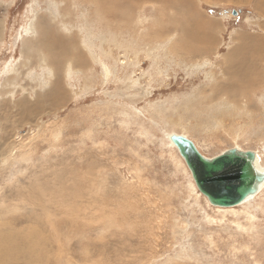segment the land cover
<instances>
[{
  "label": "rangeland",
  "instance_id": "374dc122",
  "mask_svg": "<svg viewBox=\"0 0 264 264\" xmlns=\"http://www.w3.org/2000/svg\"><path fill=\"white\" fill-rule=\"evenodd\" d=\"M104 3L0 0L2 264H264V184L212 206L167 138L264 166V0Z\"/></svg>",
  "mask_w": 264,
  "mask_h": 264
},
{
  "label": "water",
  "instance_id": "95a60500",
  "mask_svg": "<svg viewBox=\"0 0 264 264\" xmlns=\"http://www.w3.org/2000/svg\"><path fill=\"white\" fill-rule=\"evenodd\" d=\"M167 138L182 157L196 189L212 206H236L259 192L257 184L264 181V173L256 169L254 150L234 146L206 157L185 135L171 133Z\"/></svg>",
  "mask_w": 264,
  "mask_h": 264
},
{
  "label": "bare ground",
  "instance_id": "6f19581e",
  "mask_svg": "<svg viewBox=\"0 0 264 264\" xmlns=\"http://www.w3.org/2000/svg\"><path fill=\"white\" fill-rule=\"evenodd\" d=\"M97 6V9H98V12L102 11L104 9V6L103 4H105L104 2L107 1V0H93ZM139 1V0H138ZM164 2V1H163ZM159 3V1H158ZM107 7V6H106ZM32 9V8H31ZM164 9V8H163ZM107 10H109V8L107 7ZM161 10V9H160ZM165 10V9H164ZM181 10V9H180ZM263 10V9H262ZM124 11V9H121L120 7L116 6L114 9H112V11L109 13V15H121L122 12ZM159 12V11H158ZM161 12V11H160ZM173 13V12H172ZM162 14V13H161ZM98 15V14H97ZM105 15V14H104ZM99 16V15H98ZM171 16V15H170ZM100 18L104 19L105 17L100 14L99 16ZM129 17V15H128ZM33 18V17H32ZM128 19V18H127ZM204 21V20H203ZM173 22V21H172ZM122 24V23H121ZM164 24V23H163ZM166 25V24H165ZM171 25V24H170ZM128 26V25H127ZM160 26V25H159ZM168 26V25H167ZM164 28V27H163ZM166 28V27H165ZM61 29V28H60ZM181 29V28H180ZM174 29H172V35L171 32L169 34L165 33L166 37H171V36H174L176 35L175 32H173ZM65 31V30H64ZM3 32V25L1 24L0 22V36ZM41 33V32H40ZM184 33V32H183ZM44 35V34H43ZM54 36V35H53ZM159 36V34L157 35ZM43 37V36H42ZM46 37V36H45ZM160 37V36H159ZM187 37V35H186ZM185 37V38H186ZM189 37V35H188ZM58 38V37H57ZM164 38V37H163ZM247 38V37H246ZM26 39V38H25ZM28 39V38H27ZM191 41V40H190ZM249 41V39H248ZM173 43V42H172ZM171 43V44H172ZM248 46L252 43V42H245ZM37 46L34 48V49H30V48H24L23 51H21L20 53H26L27 51H29V55L39 61H41L42 63H45L47 65H49L52 69V74L53 75H57V77H59V72H61L62 70L64 69H60V66L64 64V67L67 68L68 67V64H71L73 67H78V66H81V64L83 63V58H76L75 61H71V60H66L65 59V62L60 61L61 59V54L60 52H58L57 50V46L60 48V50L62 51V49H67V46L65 44H62V45H58V40L55 42L53 41L52 39H43V38H39L38 41H37ZM22 47V46H21ZM176 47V46H175ZM173 48H174V43H173ZM22 50V49H21ZM76 50V49H75ZM130 51V50H129ZM23 53V54H24ZM26 55V54H24ZM180 55V54H179ZM23 56V55H22ZM28 56V55H26ZM24 57V56H23ZM23 59V58H22ZM32 59V58H31ZM258 60V59H257ZM63 67V68H64ZM261 71V70H260ZM246 73V72H245ZM52 75V76H53ZM246 76V75H245ZM56 77V78H57ZM255 78V77H254ZM59 79V78H58ZM60 82V81H59ZM13 83V82H12ZM9 84V83H7ZM52 84V83H51ZM54 84V83H53ZM58 86V85H57ZM60 87V86H59ZM57 87H55L56 89ZM61 89V88H60ZM59 90V89H58ZM50 92V91H49ZM54 94V93H53ZM11 150V148L9 149V151ZM12 152V151H11ZM256 153V152H255ZM257 155V154H256ZM180 156V155H179ZM181 157V156H180ZM182 158V157H181ZM256 169L259 173H264V166H261L260 165V162L259 160L257 159V156H256ZM262 184H264V181H262L261 183L257 184V187L258 189L260 190ZM256 195V194H255ZM206 198V197H205ZM249 199V197L247 198V200ZM209 203V202H208ZM241 204V203H240ZM215 207H221V206H218V205H213ZM234 206V205H233ZM232 207V206H231ZM221 208H226V207H221ZM31 231V230H30ZM13 234L10 233V232H0V253H2V255H5L6 253L9 255L10 252H12L13 250L16 249L17 247V244L18 243H13L14 240H13ZM29 243H32L29 242ZM32 246V244H30ZM31 246H28V248L30 249ZM34 247V246H33ZM32 247V248H33ZM1 259L0 258V264H2L1 262ZM12 261V260H11ZM33 262V261H32ZM36 262V261H35Z\"/></svg>",
  "mask_w": 264,
  "mask_h": 264
}]
</instances>
